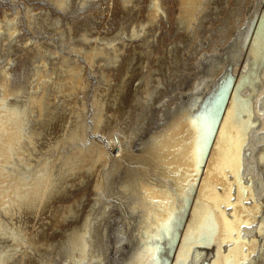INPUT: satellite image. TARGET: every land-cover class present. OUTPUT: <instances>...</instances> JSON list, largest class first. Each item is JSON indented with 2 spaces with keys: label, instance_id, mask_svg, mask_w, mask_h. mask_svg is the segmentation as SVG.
<instances>
[{
  "label": "bare ground",
  "instance_id": "obj_1",
  "mask_svg": "<svg viewBox=\"0 0 264 264\" xmlns=\"http://www.w3.org/2000/svg\"><path fill=\"white\" fill-rule=\"evenodd\" d=\"M17 1L10 0L13 10L0 13V264L32 263L34 251L47 256L37 264H109L113 258L119 264H192L209 246L214 253L206 264H264V177L258 172L264 169V11L250 37L249 21L233 52L239 56L240 48L247 46L251 64L246 61V66L238 67L228 97L232 77L217 83L212 97L198 103L210 77L217 78L223 66L217 62L219 47L203 46L196 52L204 41L201 30L212 22L213 10H221L219 0H176L175 19L189 38L177 57L169 52V60L186 63L196 52L189 59L193 66L197 63L196 70L212 63L211 73L198 72L180 96H173V90L172 95H158L163 92L162 72L148 63L151 55L158 59L159 53L151 50L158 32L154 29L163 17H170L168 0H148L144 21L122 26L109 37L92 35L88 24L74 34V24L68 20L64 24L61 18V13L72 14L99 0H42L56 16L30 2L23 13ZM115 1L125 13L140 10L142 3ZM243 2L230 0L232 11L244 8ZM239 14L219 32L226 41L246 19ZM24 26L52 32L69 54L26 37ZM126 38L140 40L139 53L144 55L139 63L142 81L127 106L125 76L134 54L126 58L121 80L113 81L105 70L124 60ZM18 43L30 51L24 53L30 64L24 83L17 82L14 73ZM87 65L102 80L93 87ZM254 81H259L258 88ZM52 126H57L58 134L56 129L57 135L45 141ZM89 177L92 202L84 214V195L75 190ZM64 193L74 195L65 204L59 199L56 206L55 199ZM43 210L51 213L53 227L67 218L78 219L57 246L48 239L46 244L39 231H28L19 218L24 212L34 215ZM130 218H136L131 230ZM108 228L114 232L116 254L109 250Z\"/></svg>",
  "mask_w": 264,
  "mask_h": 264
},
{
  "label": "rangeland",
  "instance_id": "obj_2",
  "mask_svg": "<svg viewBox=\"0 0 264 264\" xmlns=\"http://www.w3.org/2000/svg\"><path fill=\"white\" fill-rule=\"evenodd\" d=\"M140 1L142 2L141 3L140 10H137L135 8L132 11H127L128 13L127 12L125 13V10H123L122 8H120L119 5L117 4V2L115 0H105V1L104 0H99V1L96 2L97 5L96 4H93L94 7H93V5H92V7L89 6V5H87V6L83 7V8H80L79 10L72 11V14L73 15L71 14L70 11L67 12V13L66 12L61 13V15H62L61 18L63 17L62 20H63L64 24H65L66 20H68L69 22H72L71 23L72 25L74 24L72 26L73 29H74V31H73L74 34L80 33L82 31V29L88 24L89 27L91 28L90 33H92V35H95L96 32H98V34H100L101 36L102 35H105V36L109 37V36H113V34H115L117 32V30L120 27H122V26L123 27H127V28H131L133 25H136V23L138 25V22L145 20L146 14H144V13H146V5H147L148 0H140ZM168 1H169L168 2V4H169L168 5V8L170 10V14H169L170 17H168L169 20L166 19V17H163L162 20H161L162 26H160L161 24H157L155 26L156 27V30L154 29V26H152L153 28H151L152 29L151 31H153V29H154L155 32L158 31L157 33H154V36L155 37H153L154 38L153 40L155 41V43L152 42L153 44H152L151 50L153 52H155V53L157 51L159 54L157 53L158 54V59L154 55H151L152 57L154 56L156 59L155 58H152V57H149L148 63H152V64H149L152 67L154 65H155L154 67H157L156 65H158V67H160L159 68L160 69L159 70V73L162 72V73H160V76L163 78V82H164L163 92H159L158 95L160 96V95H163V94L169 93V92L172 95L173 91H175L173 93V96H177V95L180 96L182 94L181 91L187 90L189 88V86H191L193 84V81L197 77V73L198 72L204 73V74L205 73L206 74H210L211 71H212L211 70L212 63H210V66H209V64L207 62L205 64V65H207L206 68L205 67H201L200 68V71H199V70H196V67H195V65L197 63L194 62L195 65L193 66V62L191 60H189V59H191V58L194 59L197 56V54L201 51V49H203L205 47L206 48H209L211 46L212 48L213 47H219V49L221 50L217 54V62H220L221 61L223 63V66H222L221 73L219 74V76L217 78L210 77L211 81H209L208 88L205 87L204 89H202L203 87H201V86L198 87V89L200 88V89H202L204 91L203 93L200 94V98L198 99V103H200L201 100H206L207 98L212 97V92L214 93L216 91V89H217V83L218 84H221L222 82L226 81L229 77H232L233 79H232V81H231V83L229 85V89H228V92H227V95H226V98H227L228 95H229V93H230V91L232 90L233 85L235 84V81L238 79V75H237L238 67L241 66V65H242V67L244 65L246 66V63H245L246 61L251 64V59H250L249 53H248V51H246V47L247 46H244L243 48H240V50H239L240 52L238 51L239 54H240L239 56H235L234 57L233 56V52L236 49H238L239 39H240L242 33L245 32L246 26L248 25L249 21L252 22V27H251V31L249 33L250 34L249 37L251 36V33L253 32L254 26L256 25L257 21H259L260 16H261L262 12L264 11V0H253V1H249V2H247V0H241V1H244L243 2L244 5L242 4L241 6H243L245 9L240 6L241 7L240 10L237 9V10H235V12L232 11L233 8H234V6L230 3V0H226L229 3L226 2L223 5H221V4L224 3L225 0H219L218 6H220V9H221L220 12H219V8H215L213 11L215 12V10H216V12H215L216 14L210 16V20H212L213 23L211 22L212 24L211 23H209V24H210V26L213 25V26H211L212 28L208 24L205 29L201 30L202 31L201 32V34H202L201 37L203 36L202 37V40H204L203 43H201V44H203V45H201V44L198 45V46H200L196 50V52H198V53L195 52V54H194V52H192L191 55L192 54L193 55L192 56L190 55V58H188V60H187L186 63H184V62H179L178 63L177 61H175V63H174V62H171V60H169L170 59V55H171L169 52L172 50L173 53L176 54V52L179 51V49H182L184 47V45L187 44V42H188L187 39L189 38V36L187 35L188 33L187 32H184L182 30V28L180 27L181 25H179V22H178L179 20L178 19H175L177 17V15H176V12H177V9H176L177 8L176 7V0H168ZM231 2H233V1H231ZM27 3H29L30 5H33V7H35V9H37V8L39 9L41 6L43 8L51 9V13L53 14V16H56L57 15L56 10L52 6H49L48 3H45L42 0H18L16 4L22 9V11L24 13V7H25V4H27ZM143 6H145V7H143ZM96 7H99V8H96ZM13 8H14V5H13L12 2H10V0H0V13H2L5 9L11 11V10H13ZM93 8H95L96 10L93 9ZM83 9H84V11H83ZM91 9H93V10H91ZM100 9H101V11H100ZM241 9H242L243 12H239V11H241ZM80 11H81V13H80ZM135 11H138V12L136 13ZM68 13H70V15ZM237 13H240L239 14V16L241 15L240 17L243 16L242 14H244L246 16V19H244V21H243V24L244 25L243 24H242V26L240 25L239 28H238V30H236L237 32L235 31V34L233 35V37H231L229 41H226V39L223 38V36H221L219 32L220 31H223L224 25H226L227 23L228 24L231 23V20L235 18V15ZM133 15H135V16L132 17ZM92 16H93V18H92ZM127 16H129V17H127ZM88 17H89V19H87ZM143 17H144V19H143ZM132 19H135V20L132 21ZM72 20H74V21H72ZM76 21H77V23H76ZM23 23L25 24V20L23 21ZM157 28H158V30H157ZM23 29H24V34H25L26 37H30V38H33V39L39 40V41L48 42L50 44V46H53V48H55V49H57V50H59V51H61L63 53L69 54V52H67L63 48V46L61 45V43L59 41V38L56 35L54 36V34L52 32H50V31H45V32L43 31V32H41L38 29H37L38 32L36 30L34 32L33 30L28 29L26 26H24ZM80 29H81V31H80ZM75 30H76V33H75ZM207 30L210 33L207 32ZM232 31H233V28H232ZM208 33L210 35H208ZM205 37L208 38V40H205L206 39ZM132 40H133V42H132ZM157 40H159V41H157ZM126 43H128V44H126V50L127 51L124 52L125 55L123 54L125 56V58H124V56H122L124 60L121 63L114 64V65H109L110 67L113 66L114 69H113V67L110 68L109 66H107V68H105V70L107 69L106 71L109 74H111L112 78L114 77L113 78V81H117V80L119 81V80H121V78H122L121 76L125 72L124 70L126 69L125 66L128 63V59H126V58H129V55L130 54H134L133 55V57H134L133 59L134 60L133 59L131 60V64L129 65V67L127 69V72H130L131 74L130 73H127V75L125 76V80L126 81H129V82H128V86H127V89L128 90L124 94L126 96H124L125 99H123V102L127 106V105L130 104L131 98L133 96L132 94H133L134 88L142 81V78L140 76L141 75L140 73H142V71H141L142 70L141 69V64L143 63V57H144V55H142V54L139 53V51L143 47L141 45V41L140 40H136L135 41L133 38H131V40H130V38H126ZM206 45L207 46L209 45V46L207 47ZM135 46L136 47H139L140 46L139 47L140 49L139 48H136ZM134 48H136L135 49V51H136L135 53L132 50ZM23 50H24L23 45H21V44L18 43V46L16 48V52L14 54L15 56L13 55V58L14 57L16 58L15 59V64L19 63V64L16 65L17 67L16 66L14 67L15 78H16L17 82H19V83H24L25 82V76L24 75H25V73L27 71L30 70V64L28 62V57L27 56H26L27 58L25 57V54L29 50L28 49H25L26 50V51L24 50L25 52ZM177 54H178V52H177ZM177 54L174 55V56L177 57ZM21 55L26 60H24L21 57ZM71 56H76V55L75 54H71ZM136 57L138 58L137 60H135ZM18 59H21V60H18ZM151 59L154 60V62H152ZM23 60H24V62H27V63H23ZM81 60H82V58H80V61ZM132 61H134V62H132ZM157 61H158V63H157ZM82 62H83V60H82ZM139 63H141V64H139ZM159 63H160V65H159ZM137 64H139V65H137ZM144 64L147 65L146 63H144ZM263 64L261 65V68L263 67ZM192 66H193V68H192ZM161 67H162V69H161ZM173 67H175L176 69L173 68ZM109 68H110V70H109ZM170 68H171V70H170ZM172 69H175L176 71L175 70H172ZM96 71L97 70H95L96 75H94L95 74L94 71H92V69L87 65V75H88V78L90 79L91 87H93L94 85H96L99 81H102V80H100L101 79L100 78V75ZM169 73H171V74H169ZM163 75H165V77ZM218 78H219V80H217ZM253 86L255 88H258L260 86L259 81H257V82L254 81ZM245 87L251 89V86L250 85H245ZM242 93H245V91H242ZM256 116L257 117H260L258 114H256ZM152 121H153V117L150 119L149 126H151V122ZM53 126L49 129V135L47 137H45V138H48V137L49 138L48 139H45L44 138L45 141H49V139H51V137H53L56 133L58 134V128H57V126H56V128H54L55 126L54 127ZM148 128H146L141 133V136H144L146 134ZM51 129H53V131ZM56 129H57V132H56ZM54 132H56V133L54 134ZM102 140H104V139L102 138ZM108 148L111 150V147H108ZM117 150L115 151V149L112 147V150L111 151H113L114 154H115V153H117ZM251 151L253 152V150H251ZM248 153L249 152H247V156H248ZM258 172H259V177L260 178H263L264 177V169H262V170L261 169H258ZM91 179H92V181H90ZM83 185H84V187H83ZM91 185H93V178L89 177V178L86 179V183H84V184L81 185L84 189L81 186H78L76 188V190H75L79 194L81 193L80 196L84 195L83 198H82V205H81V208H82L81 213L84 212V214L90 208V205H91V202H92V191L93 190L90 191V189H93V187ZM85 187H86V189H85ZM79 190L81 192H79ZM65 194H67V193H64L63 194L64 195L63 198L61 197L62 196L61 195V196H59V198H57L58 200L55 199L56 201H54V204L55 205L56 204L59 205V202H60V204H65V202L66 203L70 202V200L72 199V197H73L74 194L73 193H69L67 195H65ZM87 194H89V195H87ZM262 196H263V194H262ZM68 198H69V200H68ZM59 199H60V201H59ZM88 203H89V205H88ZM26 214H28V215H26ZM39 214H41V215H39ZM27 217H28V219H27ZM43 217H44V219H43ZM51 217H52V215H51V213L48 210H43V212L42 211H39V212L35 213L34 215L32 213H25L24 212V213H22L20 215L19 218H20L21 222H23V226L25 225V226L28 227V228L26 227L28 229V231H31V232L39 231V234H40L39 237L42 240H43V238H44V240L45 239H48L49 243H51V241H53L52 243L57 246V244L58 245L61 244L59 242V239H60L61 242H62V239L63 240L65 239V236H64L66 234L65 232L68 229L72 228L74 226V222L78 221V219H75V218H67V220L62 221L57 226L53 227L50 224L51 223V220L53 219ZM32 218H34V222H33V219ZM45 218L47 220H45ZM24 219H26V220H24ZM38 219L41 222L38 221ZM135 220H136V218L135 219H133V218H130L129 219V222L131 223L130 230H131V228L134 227ZM39 222H40V224H39ZM35 223L38 224V225H36ZM65 223H67V224H65ZM70 223H72V224L70 225ZM64 224H65V226L66 225L67 226L64 227L63 226ZM112 224H111V226H112ZM61 226L63 228H61ZM36 227H37L38 230L36 229ZM67 227H69V228H67ZM110 228H112V227H110ZM110 228H108V235L110 236V238L108 237V240H109L108 242H110V244H111V247H110V244H109V250H110V252L112 250L113 251V254L114 253L116 254V250H115L116 248H112V245H113V241H112L113 240V235L112 234L114 232H113V229H110ZM46 229H47V231H46ZM49 229L51 230L50 233H48L49 232ZM62 230H63V232H62ZM49 235H50V237H49ZM51 236H53V237H51ZM46 241L47 240H45L44 242L46 243ZM48 241H47V243H48ZM175 246H176V244H175ZM212 250H213V248L211 246L202 248L201 249V254H202L201 255V258L199 260H197V261H194L192 264H206L207 262H209L210 259H211V257H212V255H213V253H214V251H212ZM110 252H109V255H111ZM33 253L36 254L35 255V258L33 259L34 261L32 263H29V264H37L38 262H41L43 259H46V257H47L46 255H44V252H42V253L40 252L39 253L37 251H34ZM172 254H173V252H170V254H168V263L172 259ZM37 256H39V257H37ZM115 256H113V257H115ZM35 259H36V261H35ZM113 259H111V261L108 262V263L109 264H113L116 261L115 259L114 260ZM115 263L116 264H119L118 261H116Z\"/></svg>",
  "mask_w": 264,
  "mask_h": 264
}]
</instances>
